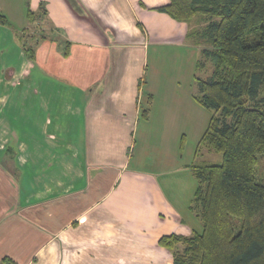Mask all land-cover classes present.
Here are the masks:
<instances>
[{
	"label": "crops",
	"instance_id": "obj_1",
	"mask_svg": "<svg viewBox=\"0 0 264 264\" xmlns=\"http://www.w3.org/2000/svg\"><path fill=\"white\" fill-rule=\"evenodd\" d=\"M33 1L18 26L0 0V262L176 264L159 239L197 226L173 176L188 114L166 70L202 45L157 9L169 0ZM42 2L32 60L18 34Z\"/></svg>",
	"mask_w": 264,
	"mask_h": 264
},
{
	"label": "trees",
	"instance_id": "obj_2",
	"mask_svg": "<svg viewBox=\"0 0 264 264\" xmlns=\"http://www.w3.org/2000/svg\"><path fill=\"white\" fill-rule=\"evenodd\" d=\"M157 9L190 24V36L202 45L199 65L213 66L207 77H196L194 97L212 110L199 146L223 155L219 163L191 165L199 183L190 210L201 229L165 234L159 244L176 264H264V0H169ZM46 14L43 2L27 10L31 23ZM0 23L11 21L0 12ZM28 31L18 38L34 60L44 34ZM0 264L16 262L4 256Z\"/></svg>",
	"mask_w": 264,
	"mask_h": 264
},
{
	"label": "rangeland",
	"instance_id": "obj_3",
	"mask_svg": "<svg viewBox=\"0 0 264 264\" xmlns=\"http://www.w3.org/2000/svg\"><path fill=\"white\" fill-rule=\"evenodd\" d=\"M5 1L6 4L1 2L2 9L11 17L12 23L18 26L27 25V21L22 19V6L20 0H15L14 2H11L10 0L9 2L8 0ZM27 1L30 2L31 5L35 2L33 0ZM39 22L40 21L35 23L30 22L28 32L30 33L34 30L38 31ZM193 26H197L196 21H194ZM192 39L196 38L191 37L190 40ZM200 48L202 49V46H200ZM201 59V51L198 56L192 59V61L185 57H178L174 61L168 63L170 66L166 70V72L172 77V85H175V105H177L178 108L184 107L183 111L186 110V113L188 114V118L178 122L175 126H172L176 131L175 136L177 137V146H175L176 155L174 156L177 160V166L176 169H174L175 172L173 173V176L178 177V184L180 187H183L182 195L184 196L182 199L180 198L178 200L181 205L184 204L183 201L186 199L192 202L194 198V190L197 189L199 183L191 165L195 162L219 163L223 159L221 152L211 149L205 143L199 146L200 139L209 124L210 116L212 114L211 109L200 105L195 97H193V95L198 92L197 85L195 84V76L207 77L213 70L211 63L206 64V67L202 68L201 65H199L200 61H202ZM170 102L172 103V100ZM154 104H166V95L163 92H160L156 97ZM159 108L160 110L162 109L161 107ZM180 165H188V172L193 178L190 179L188 175H186V172H181L182 170H179L181 169ZM259 168L260 175L264 177V154L260 156ZM186 215L188 221H191L201 229V221L198 218L196 219L195 215L189 211V208Z\"/></svg>",
	"mask_w": 264,
	"mask_h": 264
}]
</instances>
